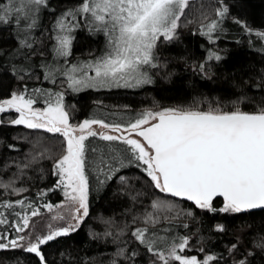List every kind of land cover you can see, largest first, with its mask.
I'll return each instance as SVG.
<instances>
[{
    "label": "snow or ice",
    "instance_id": "6c2138e0",
    "mask_svg": "<svg viewBox=\"0 0 264 264\" xmlns=\"http://www.w3.org/2000/svg\"><path fill=\"white\" fill-rule=\"evenodd\" d=\"M240 49L260 59L230 63ZM138 93L148 102H123ZM109 193L120 211L94 215ZM0 251L264 264V21L250 0H0Z\"/></svg>",
    "mask_w": 264,
    "mask_h": 264
},
{
    "label": "trees",
    "instance_id": "16d2710c",
    "mask_svg": "<svg viewBox=\"0 0 264 264\" xmlns=\"http://www.w3.org/2000/svg\"><path fill=\"white\" fill-rule=\"evenodd\" d=\"M250 13L257 24H260L262 21H264V0H250ZM249 58L258 61L260 59V55L258 53H253V52H249L244 49H240L234 54L233 60L230 61V63L249 59ZM166 87H169V86H166ZM148 99L149 98L147 96H144L138 93L136 95H128L124 97L123 102L133 103L137 107H139L141 103H147ZM80 103L83 104L85 106V110H87V107L90 104V97L82 96L80 98ZM22 129H23V126H19L18 128H12V129H9L8 131L10 134H15L16 131L22 130ZM18 143H20L22 146H25V142L23 141H19ZM40 186L43 187L44 184L41 183ZM50 198L53 199V201L55 202L56 200L62 198V196L57 191L55 195H50ZM109 200H110V193L109 195L105 196L102 201L99 202L98 207L94 209V215L96 213H104L105 215H109L111 214V211L113 210L116 212H119L120 208L118 206V203L113 202V205L110 208ZM77 239L79 238L77 237ZM15 254L16 253H13V252L0 251V264H8L9 258Z\"/></svg>",
    "mask_w": 264,
    "mask_h": 264
},
{
    "label": "rangeland",
    "instance_id": "374dc122",
    "mask_svg": "<svg viewBox=\"0 0 264 264\" xmlns=\"http://www.w3.org/2000/svg\"><path fill=\"white\" fill-rule=\"evenodd\" d=\"M41 223L43 224V220L41 221Z\"/></svg>",
    "mask_w": 264,
    "mask_h": 264
}]
</instances>
